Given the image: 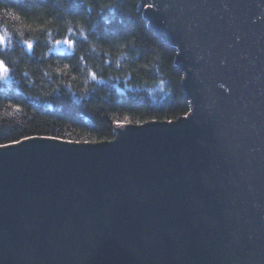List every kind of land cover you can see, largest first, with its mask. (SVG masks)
Instances as JSON below:
<instances>
[{"label": "water", "instance_id": "obj_1", "mask_svg": "<svg viewBox=\"0 0 264 264\" xmlns=\"http://www.w3.org/2000/svg\"><path fill=\"white\" fill-rule=\"evenodd\" d=\"M190 112L0 146V264H264V0H147Z\"/></svg>", "mask_w": 264, "mask_h": 264}, {"label": "trees", "instance_id": "obj_2", "mask_svg": "<svg viewBox=\"0 0 264 264\" xmlns=\"http://www.w3.org/2000/svg\"><path fill=\"white\" fill-rule=\"evenodd\" d=\"M146 5L0 0V146L41 136L107 141L119 123L186 116L177 51L149 26ZM58 41L69 49L54 51Z\"/></svg>", "mask_w": 264, "mask_h": 264}, {"label": "rangeland", "instance_id": "obj_3", "mask_svg": "<svg viewBox=\"0 0 264 264\" xmlns=\"http://www.w3.org/2000/svg\"><path fill=\"white\" fill-rule=\"evenodd\" d=\"M0 31H2V32H0V37H3L4 39H3V41H5V39H6V34H4L5 32L3 31V30H0ZM4 32V33H3ZM2 41V42H3ZM1 42V43H2ZM52 49L54 50V51H65V50H68L69 49V44L68 43H65V41H58V42H55L54 44H53V47H52Z\"/></svg>", "mask_w": 264, "mask_h": 264}, {"label": "snow or ice", "instance_id": "obj_4", "mask_svg": "<svg viewBox=\"0 0 264 264\" xmlns=\"http://www.w3.org/2000/svg\"><path fill=\"white\" fill-rule=\"evenodd\" d=\"M3 37H0V42H2L3 41ZM65 43H71L70 41H65ZM29 46H31V45H29ZM0 69H3V71L6 73L7 72V68L6 67H4V64H3V62L2 61H0ZM95 74L93 73V76H94ZM25 139H31L30 137H26ZM54 139H59V137H54ZM15 143H20V141H14Z\"/></svg>", "mask_w": 264, "mask_h": 264}]
</instances>
